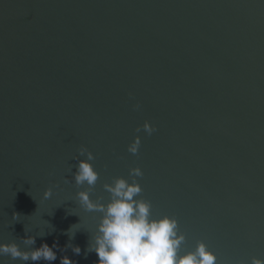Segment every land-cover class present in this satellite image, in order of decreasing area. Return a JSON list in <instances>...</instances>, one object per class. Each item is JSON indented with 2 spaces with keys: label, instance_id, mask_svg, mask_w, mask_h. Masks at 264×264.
Instances as JSON below:
<instances>
[{
  "label": "water",
  "instance_id": "water-1",
  "mask_svg": "<svg viewBox=\"0 0 264 264\" xmlns=\"http://www.w3.org/2000/svg\"><path fill=\"white\" fill-rule=\"evenodd\" d=\"M145 119L156 131L133 155ZM87 151L92 188L74 179ZM136 165L181 252L204 240L217 264L264 258V0H0V242L57 253L0 264H97L102 214L81 213L70 237L68 210L82 189L107 203L104 185Z\"/></svg>",
  "mask_w": 264,
  "mask_h": 264
},
{
  "label": "clouds",
  "instance_id": "clouds-1",
  "mask_svg": "<svg viewBox=\"0 0 264 264\" xmlns=\"http://www.w3.org/2000/svg\"><path fill=\"white\" fill-rule=\"evenodd\" d=\"M135 131L137 135L127 148L133 155L139 153L142 144L139 133L143 131L151 135L156 131V125L150 119H145ZM80 154L85 155V150L81 149ZM86 156L76 165L74 179L77 186L86 184L92 188L100 173L93 163L95 154L87 151ZM143 175V168L136 165L130 168L128 176H118L111 183H106L104 188L110 194L107 203L101 199L93 200L88 190L78 191L75 195V208L79 211L71 210L73 208L68 211L69 214L78 215L81 222L68 229L70 237H74L76 231L82 228L80 225L85 218L81 213H101L99 223L88 229L91 236L87 251L96 253L97 264H217V253L204 240H200L193 249L181 252L187 239L186 234L180 230L177 217L153 215L152 202L140 196L143 191L140 178ZM53 194L54 188L49 186L43 192L42 199L48 200ZM14 219H19V214L14 215ZM39 235L43 236L44 233ZM35 241V236H25L23 243L28 246L25 248L15 240L0 242V256L24 262L57 259L55 245L49 246L45 242L40 247H32ZM73 251L79 254L81 248L76 246ZM61 264H73V261L64 256ZM240 264L245 262L241 261ZM251 264H264V258L252 257Z\"/></svg>",
  "mask_w": 264,
  "mask_h": 264
}]
</instances>
